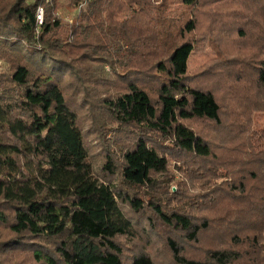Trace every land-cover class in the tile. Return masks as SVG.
<instances>
[{
    "label": "trees",
    "instance_id": "1",
    "mask_svg": "<svg viewBox=\"0 0 264 264\" xmlns=\"http://www.w3.org/2000/svg\"><path fill=\"white\" fill-rule=\"evenodd\" d=\"M65 1L67 9L87 2L71 28L55 17L60 0H0V58L9 64V73L0 77V226L9 232L7 237L0 233V264L21 250L34 264H158L152 247L163 234L160 239L173 263L199 264L184 256V245H200L213 228L222 230L216 235L229 237L235 248L208 247L209 262L248 259L257 264L264 245L259 243L264 240V130L246 136L248 126L241 127L239 120L252 111L264 113V0H242L245 9L261 14L257 47L262 53L248 61H226L229 67L223 71L241 88L232 111L238 124L226 128L214 94L217 80L209 73L205 79L188 76L196 47L193 18L178 26L174 36L170 25L163 26L167 32L153 46L140 36L130 41L128 30L138 24L129 5L138 6V0ZM254 1L261 2L258 10L247 5ZM179 3L192 10L198 0ZM41 7L46 17L39 26ZM237 34L243 37L241 27ZM123 49L129 55L122 64L127 70L119 73L111 56ZM101 62L109 63L113 79ZM90 68L97 70L92 72L100 75L97 79L85 77ZM106 85L112 93L100 97L99 105L90 102L89 90L103 91ZM245 86L253 92L251 99ZM71 89L77 93L69 94ZM78 94L87 108L134 130L117 166L106 155L105 181L93 174L74 109ZM196 122L222 128L218 134L211 131L213 140L220 138L218 149L246 136V153L231 149L221 159L212 141L193 127ZM172 160L185 164L180 170L187 178L211 175L210 188L214 179L224 180L221 170L238 168L241 161L244 166L233 183L176 195V205H170L154 192ZM117 171L119 178L112 179ZM245 245L244 253L239 248Z\"/></svg>",
    "mask_w": 264,
    "mask_h": 264
},
{
    "label": "rangeland",
    "instance_id": "2",
    "mask_svg": "<svg viewBox=\"0 0 264 264\" xmlns=\"http://www.w3.org/2000/svg\"><path fill=\"white\" fill-rule=\"evenodd\" d=\"M138 1V6L134 5L133 7V2L131 5H129L130 12H133L132 15L131 13H126L128 16L130 14L133 17V21L137 20L133 23L138 24V26L135 25L133 28L130 27L131 29L128 30L130 41L134 40L135 37L140 36L145 40L146 43L157 46L158 42H156V40L161 39L165 32H167L164 30L163 26L170 25L171 31L173 32L171 35L174 36L176 35V28L182 25L186 19H194L196 23V30L192 35V39L195 42L196 47L195 51L191 54L188 60V76L196 78L198 75H200L201 79H205L208 73L212 74L213 79L217 80V83L214 85V94L216 95L218 102L222 107L221 121L223 126L224 128H226L227 124L236 126L238 124V119L232 116V111L234 109L237 110L239 105L241 95L239 94L238 90L241 88H239L238 81L232 82L228 79L223 69L229 67L226 63L228 58L235 57L239 58L240 60L248 61L252 59V57H257L262 53V51H260V49L257 47V36L260 33V28H263L260 20L261 17H259L261 14L258 10L261 7V2L258 1L255 3L254 1L253 3L247 4L249 7H253L258 10L255 11L245 9V4H242V0H198L197 5L192 10L182 7L179 3V0ZM86 3L87 2L82 3L77 9H67L66 1L60 0L62 7L56 10L55 17H58L61 20L64 27L71 28L75 22L78 21L77 18L79 17L80 11H83L86 8ZM210 5H215L213 6L214 9L209 8L211 7ZM40 9L43 11L45 19L46 16L44 8L41 7ZM240 11H244V15H238ZM250 12L258 15L259 18L255 20L256 17ZM239 27H241L243 37L237 34ZM6 35L7 37H12L11 34ZM107 48L108 47H105L104 49ZM69 50L71 52L73 50L78 54L83 52L82 50ZM163 50L164 48H161L158 51ZM125 51L126 50L123 49L119 55L113 54V56H111L116 66L115 69H117L119 73L124 72L126 69V67L122 66L124 63L123 57L128 55V52ZM129 54H131V52H129ZM93 61L95 60L91 59V62ZM100 65L101 68L105 69V71L110 74L113 79V73L115 72L109 66V63L101 62ZM93 71L97 70L90 68L88 75L85 77L92 76ZM8 73L9 64L4 59L0 58V77L7 75ZM99 76L100 75L96 74L94 77L97 79ZM88 86H91L90 83ZM101 86L102 85L99 84V87ZM245 87L246 94L249 97L248 99H251L253 97V92L248 88V86ZM231 90H233V93L230 92ZM234 90H237V92ZM72 91L73 89L69 90V94L74 95L77 93V91ZM109 93L111 94L112 92L108 85H106V90L103 91L93 90V88H91L89 90L90 95L88 99L90 102L95 103V105H99V98L110 95ZM74 99V109L77 111L80 126L84 133L85 144L88 150L93 174L100 181H105L108 179V176L103 171L106 155H110L117 166L118 162L116 161L120 160L122 150L127 146L128 142H130L135 137L134 130L106 120L102 111L93 109L91 110L90 108H87L85 106L86 102H81V95H76ZM245 99L247 100V98ZM239 125L241 127L245 125L248 126L244 133L246 136L252 133L258 134V132L264 130V113L252 111L250 112V117L249 115L241 117L239 120ZM193 127L201 135H205V137L210 142L212 141L211 145L221 159H226L231 149H233L235 152L243 151L246 153V141H243V138H247L246 136L237 142L229 141V143H225V145H227L225 149H223V146L218 149L215 145L220 143V138H215L213 140L214 137L211 134V131H216L218 134L220 132L219 129L222 128H218V130H216L215 126L209 125L206 122H196L194 123ZM253 138L255 143H260L259 141L256 142V135H254ZM242 158H244V156ZM209 164L216 165V162L209 161ZM243 166L244 162L241 161L238 168L236 166H233L232 168L228 167L229 171L227 172H224L225 170H221L219 175H224L222 177L224 180L214 179V181H211V183L216 185L213 186V188H210V180L213 179L211 178V175H205L201 179H194L192 176L187 178L180 170L182 167H186L185 164L172 160L168 174L160 176L161 179L158 180V184L154 193L155 196H160L170 205H176L175 201L178 199V196L180 197L185 194H194L198 191L203 192L205 189H210L213 191L214 189H219L220 185L223 183H227V185L233 183L232 181L234 179L236 180L239 178V171ZM118 178L119 175L117 171L112 179L116 180ZM166 180L167 183L165 185ZM206 180H208V182H205ZM199 184L203 186H199ZM214 215H216V213ZM218 231L222 230L213 228L212 232L204 234L201 244L198 246L190 247L189 245H184V256L188 260H193L199 264H212L206 259V255L204 253L205 249L210 246L235 248L232 245L233 242H231L229 237H218L216 235ZM0 233L3 237H7L9 235V232L2 226H0ZM164 235L165 234L154 238L156 243L152 247V256L158 264H175L173 263L169 252L160 239ZM259 243L264 244V240L259 241ZM247 248L248 246L245 245L243 247L241 246L239 250L245 253ZM248 251L250 252L249 249ZM258 253L261 256L258 260H256ZM257 254L252 260H256L257 264H264V245L259 246ZM9 256L6 258L8 264H34L30 258V254L24 250L18 251L16 253L11 252ZM250 261L251 260L245 259L243 262H239L237 264H250Z\"/></svg>",
    "mask_w": 264,
    "mask_h": 264
},
{
    "label": "built area",
    "instance_id": "3",
    "mask_svg": "<svg viewBox=\"0 0 264 264\" xmlns=\"http://www.w3.org/2000/svg\"><path fill=\"white\" fill-rule=\"evenodd\" d=\"M36 22L40 26L43 23V11L41 9L37 10L36 13Z\"/></svg>",
    "mask_w": 264,
    "mask_h": 264
}]
</instances>
